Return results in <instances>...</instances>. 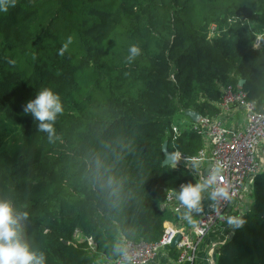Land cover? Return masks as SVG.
<instances>
[{"label":"trees","instance_id":"16d2710c","mask_svg":"<svg viewBox=\"0 0 264 264\" xmlns=\"http://www.w3.org/2000/svg\"><path fill=\"white\" fill-rule=\"evenodd\" d=\"M263 20L264 0H15L0 12V198L28 213L46 264L113 260L120 234L160 240L166 192L193 183L162 166L170 127L187 110L213 114L239 79L264 99V47L252 48ZM43 88L64 107L52 142L23 112ZM176 146L191 155L202 140L185 129ZM239 219L217 264H264V172Z\"/></svg>","mask_w":264,"mask_h":264},{"label":"built area","instance_id":"2783aa9c","mask_svg":"<svg viewBox=\"0 0 264 264\" xmlns=\"http://www.w3.org/2000/svg\"><path fill=\"white\" fill-rule=\"evenodd\" d=\"M261 24V29L254 33L252 41V48L256 50L264 47V20ZM213 28L214 25L211 26V29ZM212 105L215 107L213 114L207 111L205 114L198 113L196 120L187 115L189 120L186 117L181 118L179 123L170 127L169 137L173 148L170 153L172 156L176 152L180 153V159L173 160L171 166L186 170L194 183L206 178L214 167L219 166L221 174L217 177V184L227 187L231 200L211 201L205 193L201 202L202 211L194 214V223L188 224L176 211L179 202L173 195L174 190L167 191L159 209L169 214L170 218L164 224L160 240L133 241L118 235L117 242H123L127 247V264H165L164 260L168 264H193L200 243L220 225H225V242L234 230L226 218L239 219L245 212L244 208L240 207L244 203L240 198L246 191L247 182L256 174L264 172V99L249 100L241 86L226 84L220 88L219 100ZM185 129L193 131L202 140V147L191 155L176 146L181 131ZM194 160L200 162L198 169L193 167ZM207 165H210V168L204 176L203 171ZM182 185L184 183L178 190ZM177 234L180 238L175 247H171ZM88 244L93 246L91 239H88ZM211 251L212 249L207 252ZM102 257H97L93 264H122L120 256L110 261H105Z\"/></svg>","mask_w":264,"mask_h":264},{"label":"clouds","instance_id":"9594fccd","mask_svg":"<svg viewBox=\"0 0 264 264\" xmlns=\"http://www.w3.org/2000/svg\"><path fill=\"white\" fill-rule=\"evenodd\" d=\"M15 6V0H0V12ZM71 41L69 40V43ZM67 45L61 49L60 54L66 50ZM140 54V48L130 46L127 60L133 61ZM25 114L38 122L37 130L46 133L49 142L55 137L54 123L59 114L64 112L60 95L50 88L39 90L34 99L29 100L23 107ZM174 161L180 159V153L173 154ZM200 162L193 161V167L199 168ZM221 174L219 166L214 167L211 174L196 182L182 185L174 190L173 195L179 202L176 211L181 219L188 224L194 223V214L202 211V200L205 193L211 201H230L231 196L227 187L217 184V177ZM111 181H109V186ZM216 205H213L215 209ZM28 213L17 209L11 200L0 198V264H46V257L42 251L32 248L25 238V221ZM227 223L235 228L243 226L244 221L234 217H227ZM115 255L122 258V264H127V247L123 242H117L112 249Z\"/></svg>","mask_w":264,"mask_h":264},{"label":"crops","instance_id":"0c3cea01","mask_svg":"<svg viewBox=\"0 0 264 264\" xmlns=\"http://www.w3.org/2000/svg\"><path fill=\"white\" fill-rule=\"evenodd\" d=\"M182 118H185V117H182ZM193 183H194V180H193ZM250 185H252V183H249V186ZM243 195H245V193ZM244 199L242 200V202H244ZM224 234H225V225H220L212 233H210V235H208L206 240L200 243L199 248L196 251L193 264H217V256L219 254L221 245L224 243V237H223ZM211 249H212L211 252H207L208 250H211ZM209 256L211 259L208 258ZM102 258L105 259V261L108 260L105 257H102ZM160 260H161V257H160ZM164 263L168 264L165 260H164Z\"/></svg>","mask_w":264,"mask_h":264},{"label":"water","instance_id":"95a60500","mask_svg":"<svg viewBox=\"0 0 264 264\" xmlns=\"http://www.w3.org/2000/svg\"><path fill=\"white\" fill-rule=\"evenodd\" d=\"M243 83H244L243 79L238 80L239 86H242ZM185 114L188 115L192 120H196L198 118V113L196 111H193V110H187V111H185ZM162 153L164 155V159L162 161V166L171 165V163L173 162L172 154L168 151L166 143H163V145H162ZM209 168H210V165H207L205 167V169L203 171L204 176L207 174ZM179 238H180L179 234L174 236L172 243H171V247H175V244L179 240Z\"/></svg>","mask_w":264,"mask_h":264},{"label":"rangeland","instance_id":"374dc122","mask_svg":"<svg viewBox=\"0 0 264 264\" xmlns=\"http://www.w3.org/2000/svg\"><path fill=\"white\" fill-rule=\"evenodd\" d=\"M177 117L182 118L183 116L181 114H177ZM252 181H253V178H250L248 180L247 185H246L245 195L242 194L241 195L242 199L240 198V200H243L245 198L244 199V203L242 204V206L240 205V207L244 208V211L247 210V205L246 204H248V206H249V204L251 203V199H252V185L249 186V183H252ZM82 237L83 236L80 234V232H76L75 235H74V239L75 240H80V239H82ZM95 264H97V263H95ZM100 264H103V263L100 262Z\"/></svg>","mask_w":264,"mask_h":264}]
</instances>
